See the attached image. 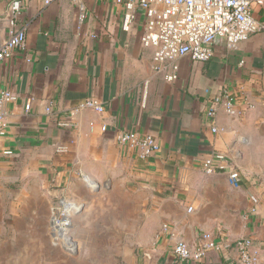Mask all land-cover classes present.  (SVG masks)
Returning <instances> with one entry per match:
<instances>
[{"label":"crops","instance_id":"obj_1","mask_svg":"<svg viewBox=\"0 0 264 264\" xmlns=\"http://www.w3.org/2000/svg\"><path fill=\"white\" fill-rule=\"evenodd\" d=\"M12 1L0 0V44L20 28L27 40L0 63V90L17 96L6 105L0 179L43 178L48 193L67 202L60 210L80 216L55 218L53 226H88L82 216L90 193L105 202L119 194L116 203L129 215L118 224L125 229L120 264H242L236 242L243 237L252 240L254 264H264V28L237 48L216 38L207 61L179 57L178 78L168 82L154 48L141 43V22L124 31L125 7L115 0H25L16 16ZM262 11L255 6L264 25ZM225 89L254 108L243 117L224 108L208 115ZM91 97L102 112L81 107ZM126 130L153 135L160 150L142 156L119 142ZM214 152L238 168L240 187L226 172L204 171ZM164 224L192 248L206 233L221 248L179 261Z\"/></svg>","mask_w":264,"mask_h":264},{"label":"built area","instance_id":"obj_2","mask_svg":"<svg viewBox=\"0 0 264 264\" xmlns=\"http://www.w3.org/2000/svg\"><path fill=\"white\" fill-rule=\"evenodd\" d=\"M50 4L53 0H45ZM125 7L122 29L130 31L135 22H141V43L145 47H153V60L159 63L158 69L165 71V80L173 82L178 78L179 66L176 60L189 55L193 60L207 61L213 56L212 44L218 37L225 38L228 47L237 48L255 32L264 28L257 19L256 5H263L264 0H115ZM25 0H13L12 11H20ZM26 30H12L10 35L0 44V63L14 56L18 49L26 46ZM16 95L10 90H0V139L7 134L8 102L14 101ZM81 107L94 108L102 112L103 106L97 98H88ZM219 108L233 117H243L254 108V104L240 102L237 94L225 89L216 95L208 110V115L215 116ZM30 109V103L25 106ZM48 112L52 106H47ZM61 126H70L68 121L59 122ZM103 130H107L103 126ZM215 126L213 131H217ZM118 140L132 148L140 149L142 156H149L160 150L157 139L151 134H139L134 130H126L119 134ZM65 147L59 151L64 152ZM11 153L10 150L6 151ZM204 171L212 174L216 171L227 173L229 183L238 188L241 185V173L237 167L229 163L224 152H214L203 164ZM192 210V207L189 208ZM173 239V254L179 261H200L207 252L220 249L221 244L212 233L204 234L203 242L192 248L181 234L170 229L169 224L163 225ZM242 264H254L251 254L252 240L243 237L236 242Z\"/></svg>","mask_w":264,"mask_h":264},{"label":"rangeland","instance_id":"obj_3","mask_svg":"<svg viewBox=\"0 0 264 264\" xmlns=\"http://www.w3.org/2000/svg\"><path fill=\"white\" fill-rule=\"evenodd\" d=\"M261 7L264 9V4ZM42 179L23 183L0 179V264H120L125 229L118 224L129 216L116 203L115 197L120 195L105 202L104 197L98 200L99 195L90 193V211L82 216L89 225L66 226V235L78 244L76 249L67 245L53 221L63 217L75 221L80 216L76 210L68 214L60 210L67 202L60 196L54 199ZM107 204V211L100 209Z\"/></svg>","mask_w":264,"mask_h":264},{"label":"bare ground","instance_id":"obj_4","mask_svg":"<svg viewBox=\"0 0 264 264\" xmlns=\"http://www.w3.org/2000/svg\"><path fill=\"white\" fill-rule=\"evenodd\" d=\"M66 209V208H65ZM71 209V208H70ZM66 213V212H65ZM68 214V213H67ZM62 223V222H61ZM66 224V223H65ZM56 226V227H55ZM55 228H56V231H58V232H60V234L63 236V238H66L67 240H68V242H67V245L70 247H73L74 248V245H75V243H74V241L69 237V236H67L66 235V232H67V225H60V223H56L55 224ZM65 235V236H64Z\"/></svg>","mask_w":264,"mask_h":264}]
</instances>
